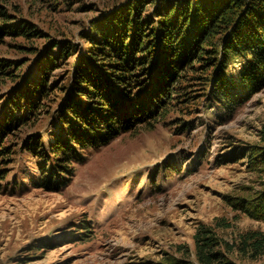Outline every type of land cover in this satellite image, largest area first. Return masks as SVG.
Instances as JSON below:
<instances>
[{"label": "trees", "instance_id": "16d2710c", "mask_svg": "<svg viewBox=\"0 0 264 264\" xmlns=\"http://www.w3.org/2000/svg\"><path fill=\"white\" fill-rule=\"evenodd\" d=\"M60 2L35 4L40 12ZM80 37V43L55 38L19 6L0 0V46L19 54L0 55V88L9 87L0 94V187L19 153L35 158L37 187L60 190L90 150L122 134L160 122L185 133L196 128L204 110L234 117L264 89V0H124L92 16ZM44 119L54 129L50 138L42 130ZM216 160H244L264 172V142L234 145ZM227 199L264 220V188ZM89 227L69 235L88 240ZM240 235L230 239L200 225L197 263L239 264L230 254H264V232ZM57 243L35 238L21 249L22 259ZM177 251L124 264H196L189 248Z\"/></svg>", "mask_w": 264, "mask_h": 264}, {"label": "rangeland", "instance_id": "374dc122", "mask_svg": "<svg viewBox=\"0 0 264 264\" xmlns=\"http://www.w3.org/2000/svg\"><path fill=\"white\" fill-rule=\"evenodd\" d=\"M8 1L53 37L80 43L92 16L124 0H61L55 10L40 12L38 0ZM5 54L19 56L0 46V55ZM7 88H0V94ZM40 123L50 138L53 126L47 119ZM263 129L264 89L234 117L218 108L204 110L196 128L185 133L160 122L154 129L122 134L90 150L60 190L37 187L35 158L19 153L7 184L0 187V264H124L159 259L164 252L179 255V246L189 248L198 264L195 234L202 224L230 239L264 232V220L227 199L264 188V172L251 170L244 160H216L234 145L263 144ZM83 225L90 226L88 240L69 235ZM40 237L54 238L57 246L22 259L21 249ZM230 256L239 264H264V254L256 259L236 252Z\"/></svg>", "mask_w": 264, "mask_h": 264}]
</instances>
